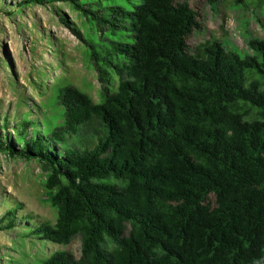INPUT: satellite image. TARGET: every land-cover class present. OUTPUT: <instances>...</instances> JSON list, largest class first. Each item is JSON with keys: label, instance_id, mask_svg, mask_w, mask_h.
Returning a JSON list of instances; mask_svg holds the SVG:
<instances>
[{"label": "trees", "instance_id": "16d2710c", "mask_svg": "<svg viewBox=\"0 0 264 264\" xmlns=\"http://www.w3.org/2000/svg\"><path fill=\"white\" fill-rule=\"evenodd\" d=\"M108 1L23 0L71 5L98 36L81 39L102 88L117 78L99 104L61 88L62 125L40 133L25 116L17 148L0 143L44 172L56 222L29 234L81 241L78 260L55 251L39 264H264V33L242 56L187 3Z\"/></svg>", "mask_w": 264, "mask_h": 264}, {"label": "rangeland", "instance_id": "374dc122", "mask_svg": "<svg viewBox=\"0 0 264 264\" xmlns=\"http://www.w3.org/2000/svg\"><path fill=\"white\" fill-rule=\"evenodd\" d=\"M177 1L187 3L198 13L202 29L225 51L251 55L249 42L264 33V0ZM120 4V0L100 2L106 6ZM81 38L98 42L92 25L69 4L41 6L23 0H0V143L3 146L10 150L17 148L13 128L25 116L36 123L40 133L62 125L64 110L58 105L61 88L75 87L94 104L116 89L117 78L112 72L107 76L106 91L102 88ZM3 118L8 119L6 129L2 126ZM31 133L29 130L28 136ZM43 181L39 162L12 157L0 150V221L12 205L19 206L15 211L16 226L0 231V264H39L55 251L79 259L80 239L61 247L43 236L29 234L44 223L56 222V213L43 201Z\"/></svg>", "mask_w": 264, "mask_h": 264}]
</instances>
